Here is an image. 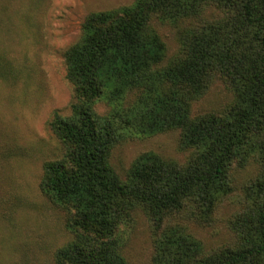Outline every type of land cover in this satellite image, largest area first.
I'll use <instances>...</instances> for the list:
<instances>
[{
	"label": "trees",
	"instance_id": "trees-1",
	"mask_svg": "<svg viewBox=\"0 0 264 264\" xmlns=\"http://www.w3.org/2000/svg\"><path fill=\"white\" fill-rule=\"evenodd\" d=\"M158 22L175 30L171 57ZM64 67L69 113L48 122L62 154L44 162L39 182L65 214L69 240L55 264H129L124 232L137 212L152 225L151 264H264V0H133L91 13ZM217 80L231 102L193 114ZM171 131L189 153L184 164L144 152L124 178L112 168L117 144ZM248 168L229 221L233 244L206 252L168 223L187 213L209 222Z\"/></svg>",
	"mask_w": 264,
	"mask_h": 264
},
{
	"label": "rangeland",
	"instance_id": "rangeland-1",
	"mask_svg": "<svg viewBox=\"0 0 264 264\" xmlns=\"http://www.w3.org/2000/svg\"><path fill=\"white\" fill-rule=\"evenodd\" d=\"M133 0H0V264H55L56 251L68 240L64 212L39 190L44 162L62 148L48 122L54 111L68 115L71 89L65 81L64 53L78 41L91 13L130 5ZM167 48L177 51L175 30L155 23ZM232 96L221 81L193 104V114L224 109ZM100 112L105 107H98ZM171 131L128 138L111 152L110 164L124 178L134 159L154 152L178 164L189 153ZM252 168V167H251ZM237 175L234 191L220 201L211 219L199 223L188 213L170 225H184L206 252L234 243L229 221L240 209V187L253 169ZM154 233L140 212L124 232L123 255L129 264H151Z\"/></svg>",
	"mask_w": 264,
	"mask_h": 264
}]
</instances>
